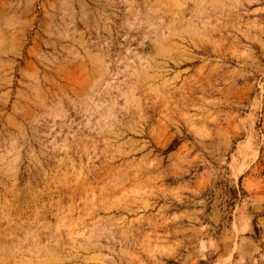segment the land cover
<instances>
[{
	"label": "rangeland",
	"instance_id": "374dc122",
	"mask_svg": "<svg viewBox=\"0 0 264 264\" xmlns=\"http://www.w3.org/2000/svg\"><path fill=\"white\" fill-rule=\"evenodd\" d=\"M0 264H264V0H0Z\"/></svg>",
	"mask_w": 264,
	"mask_h": 264
},
{
	"label": "trees",
	"instance_id": "16d2710c",
	"mask_svg": "<svg viewBox=\"0 0 264 264\" xmlns=\"http://www.w3.org/2000/svg\"><path fill=\"white\" fill-rule=\"evenodd\" d=\"M172 149L170 148V147H168L167 149H166V152H169V151H171Z\"/></svg>",
	"mask_w": 264,
	"mask_h": 264
}]
</instances>
